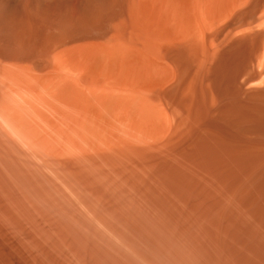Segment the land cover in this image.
Segmentation results:
<instances>
[{"label": "bare ground", "instance_id": "1", "mask_svg": "<svg viewBox=\"0 0 264 264\" xmlns=\"http://www.w3.org/2000/svg\"><path fill=\"white\" fill-rule=\"evenodd\" d=\"M247 4L0 0V190L35 199L37 224L58 230L51 242L60 256L264 264V92L250 82L248 136L238 139L248 142L246 156L231 150L241 141L227 147L232 129L221 148L201 119L203 33L240 19ZM256 71L262 85L264 67ZM98 183L112 186L113 194L104 188L113 205ZM13 212L3 219L20 224Z\"/></svg>", "mask_w": 264, "mask_h": 264}, {"label": "rangeland", "instance_id": "2", "mask_svg": "<svg viewBox=\"0 0 264 264\" xmlns=\"http://www.w3.org/2000/svg\"><path fill=\"white\" fill-rule=\"evenodd\" d=\"M242 10L240 12L241 13L243 12V13L239 14L240 19L224 20V22L216 23L215 24L216 27L214 26V24L212 26L209 25L208 29H210V27H211V31L210 30L207 31V26H206L205 27L206 30L204 28V31L205 32L207 31L205 33L207 36L203 33V44H202V48H203L202 53L203 54L201 53L202 54V67L204 64V66H205L204 70L205 69L206 70L204 71L205 73H203V86H202V95H201V119H202V122L205 124L204 129H206L207 132H213V134L219 140L222 138L220 140V142L218 140V144H220L219 146L221 148L225 147L224 143L226 144V143H228V141L231 142L230 138L233 140L232 141L233 144H231L229 142L230 144L228 143L229 145L227 144V147H229L230 145L236 144L235 142H240L241 140L238 141V139L239 138L243 139V135L248 136V133L246 134L245 132L248 131V110H247L248 105H246V103H247L246 100L248 99L249 84H251V83H254V84L257 83L256 85L259 84L258 87L256 88V90L260 91V92L261 91L264 92L263 91L264 90V81L262 82V85H261V83L259 82V80H260L259 78L257 80H253V77H254L253 72H255L256 70H258L261 67H264V0H248V4L246 5V8L244 7V10L243 11ZM209 32H211V33H209ZM210 34H213V36H214V38L212 37L213 41H215V43L213 45H212L213 41L212 42L209 41L211 38L210 39L207 38ZM204 35L206 37L205 39H204ZM205 41H207V42L209 41L210 44L205 42ZM209 45H211V47L213 48L212 49L213 51L217 50L213 56L214 57L213 59H212V55H211L212 54L211 53L212 51L210 49L211 47ZM204 47H205V49L209 48V50L207 49V52H210L206 56L204 54H207V52H205L206 50L204 49ZM204 56L209 58L211 61L209 59L205 58ZM208 56H210L211 58ZM191 64L192 63L189 64V67L192 66ZM259 77L264 78V76H259ZM237 120H238V122H237ZM245 120H247V121H245ZM229 123H230V125H228ZM225 124L228 127H226ZM238 125H239V127H238ZM229 126H231V127H229ZM234 127H235V129H234ZM240 128L242 130V134L239 133V132H241ZM230 130L232 131L234 136L236 135L235 137H232ZM226 131H227V133H226ZM243 131H245V132H243ZM234 132H235V134H234ZM229 133L231 136L229 135ZM238 134L240 135V137H238L239 136ZM241 135H242V137H241ZM229 136H230V138H229ZM246 136H245V140L247 141L248 139H246ZM236 137H237V139H234ZM223 138H224V140H226L228 138L229 139H228V141L227 140L224 141ZM234 140H235V142H234ZM244 142L245 141L242 140L240 143H237L238 145L237 144L234 145L233 146L234 148L231 146V150L233 151V153H235L239 156L240 155L246 156L248 154V151H247L248 147L246 148V146H248L247 145L248 142H247V144ZM243 143L246 145H244ZM242 150H243V153H242ZM1 168H4V167L2 166V167H0V169ZM2 170L4 171V169H1L0 171H2ZM91 170H92V168H91ZM103 184L99 185V183H98L95 186V188H96V189L94 188L95 190H97V189H100V190L102 189V190L101 191L98 190L97 192L95 191L94 194H97L100 191L99 194H101L103 196L102 197L103 199H101V200L103 201L106 199L105 200L106 202L104 201L105 204L113 205L114 204L113 199L111 200V198H115L116 195H114V196L111 195L112 186L105 183L104 186L102 187L101 185H103ZM106 184L108 185V187L106 186ZM105 186L109 189L111 187V189H110L111 192L107 193L108 189L104 188ZM127 189H129V187ZM2 190H0L1 191L0 203H2L0 205L5 207V205H3V204H6V207H5L6 210L3 209V207H2V209L4 211L2 212L0 210L1 216L3 215L4 212H6V213H4V215L8 214V215L12 216L10 213L13 212V210L14 211L19 210L22 212V210H23L22 208H24L23 206H25V205H27L26 206L27 208L23 210L22 213H25L23 215L21 212H20V214L17 212L18 213V219L16 221H19L21 225L18 222L13 221V220H15V219H13L15 216H13L11 218H5V219H3L4 217H6L4 215H3V217H0V225H2L5 222L4 220L9 221V220L13 219V220H11V223L7 222V223L11 224V226H12L11 228H10V225L6 224V222L4 224L7 226V229H5L6 227L4 228V224L2 226H0V264H59V263L62 264L63 262H65L64 264H73L68 256H65V255L60 256V253H58L55 250V248L53 246V242H51V241H54V239H56V237L58 235V230L54 226H52L48 222H46L45 220L43 221V219H42V222H44V223H40V225L37 224V222L38 223L40 222V221H38V218H40V217L37 214H35L31 210V207H30V206H32V204H34L35 199L30 197V196H27L24 198L29 199V200L25 199L26 200L25 201L24 198L21 199V196H19V194H18L19 197H17L16 196L17 193L16 194H9L4 189H2ZM104 191H105V193H104ZM102 192H103V194L106 195L107 198L109 196H111L108 201H107L106 197L104 198L105 195H103ZM2 193H5V196ZM112 194H113V192H112ZM114 194H116V193H114ZM12 195H15L14 199H13ZM100 196H98V197H100ZM69 197H68V199L71 198V197L70 198ZM96 197L97 196H95V195L92 196L93 199H95ZM98 197H97V199H99ZM1 198H4V199L2 200ZM16 199L24 200L25 204L23 203V201L18 203V201ZM21 200H19V201H21ZM73 200H75V198H73ZM76 200H77V198H76ZM16 201L18 204L15 203ZM73 202L76 203L77 201H73ZM107 202H109V204ZM7 203L9 205H10V203H12L10 206L11 207L13 206V207L12 208L7 207V206H9V205H7ZM79 203L80 202H77L76 204L78 205ZM13 204H16L17 206L13 205ZM19 204L20 205L22 204L21 208L16 209L15 207H19L20 206ZM76 204H75V206H76ZM1 206H0V209H1ZM79 206H80L79 207L80 211L85 210L84 206L82 207L81 204ZM82 208H83V210H81ZM7 211H8V213H7ZM85 212H86V210H85ZM85 212H84V215H85ZM13 213H15V212H13ZM17 213L15 215H17ZM87 214H89V213L86 212L85 216H87ZM22 217H25L27 219V221H26V219H24L23 221L19 219V218L23 219ZM34 217L37 221H34ZM15 218H17V217H15ZM39 220H41V219H39ZM22 222H25V223H22ZM13 223H15L14 225L15 226L17 225V227L12 225ZM16 223H18L19 226H21V227L19 228L18 224H16ZM22 224H24V226L25 225L26 226L24 227ZM38 225H39V227H38ZM41 225H43L42 226L43 228L45 227V229L42 230L43 233L40 230ZM2 227H3V229H2ZM12 228L13 229L19 228V229L18 230L16 229L15 231H13ZM38 228H40V229L37 230ZM51 228H52V230H51ZM24 229H25V233H24V231H22ZM7 230H10V232H8ZM51 231H54L56 233V236L54 237V239H52V237L55 235V233L51 232ZM13 232H15V234ZM49 233H51V235H49ZM53 233H54V235H53ZM35 234H37V235L39 234L38 239H37V237H35ZM33 235L35 238L33 237ZM40 236H41V238H40ZM48 236H51L50 241H48L49 240ZM31 238L34 241H32ZM45 238L47 240H45ZM39 239L42 240V243L44 242V240H45V242L46 241L48 242V243L47 242L44 243V245H42V243H40L42 245V247H39L41 250L39 248H37L39 246V243H38ZM37 240H38V242H37ZM35 241L38 243L37 247L34 244ZM26 244H27V246H26ZM51 248H52V250H54V252L51 250ZM44 250H45V252H44ZM48 250H50V251H48ZM27 251H29V252H27ZM39 251L40 252L42 251L43 253H38ZM46 251H48V252H46ZM49 252H51V253H49ZM47 253H49L47 255L49 257L48 258L49 261L45 260V259H47V256H46ZM40 254H42V255H40ZM53 254H55V255H53ZM34 255H36V257ZM37 255H38V257L41 256L40 257L41 259L38 258ZM51 255H52V257H54V256L55 257L52 258V257H50ZM58 256L60 259L58 258L59 260L57 261V259H55V258ZM64 256H65V258H64ZM35 258L37 261L34 260ZM43 260H45V261H43Z\"/></svg>", "mask_w": 264, "mask_h": 264}]
</instances>
